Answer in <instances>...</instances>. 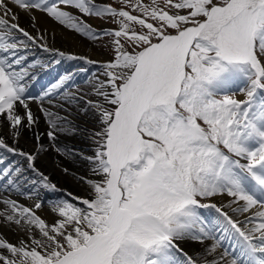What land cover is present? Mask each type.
Instances as JSON below:
<instances>
[{
	"label": "snow or ice",
	"instance_id": "6c2138e0",
	"mask_svg": "<svg viewBox=\"0 0 264 264\" xmlns=\"http://www.w3.org/2000/svg\"><path fill=\"white\" fill-rule=\"evenodd\" d=\"M10 4L108 37L107 58L49 46L55 34L21 27ZM121 4L0 0V217L28 236L0 238V264H264V0ZM65 60L95 71L53 74ZM69 135L91 154L61 144ZM49 147L87 160L95 177L91 198L54 203L51 224L37 214L39 189L59 190L37 166Z\"/></svg>",
	"mask_w": 264,
	"mask_h": 264
},
{
	"label": "bare ground",
	"instance_id": "6f19581e",
	"mask_svg": "<svg viewBox=\"0 0 264 264\" xmlns=\"http://www.w3.org/2000/svg\"><path fill=\"white\" fill-rule=\"evenodd\" d=\"M10 6L13 7V11L19 16L20 26L24 27L33 35L36 34L37 29H47L49 33H54V38L52 35H49L48 37V42L50 41L52 46L60 48L65 52H70L78 56H87L96 60L102 61L107 58L104 53H101L96 48L91 40L83 37L80 34H77L75 31L68 30L67 28L59 25L57 22L46 17L43 13L38 11L29 13L12 4H10ZM33 15L36 17V27H33L31 24V17ZM33 109L35 110V105H33ZM78 123L83 125V121L79 120ZM39 130L43 132L45 130V126L41 124ZM60 138H62L65 142H61L60 140L61 144L75 150L78 153H80L78 151L79 149L81 152L84 151L83 154L85 155H89L92 151L90 148V141L85 136L78 139H74L73 136L70 135L61 136ZM41 142L47 144V141L44 139H42ZM19 144L23 149L31 151L36 146V141L32 133L25 130L20 137ZM79 144L83 147H80ZM37 166L46 175L54 178L57 183H60L59 185L61 187L68 188L69 190L71 189L76 193L80 191L77 187H84L83 182L79 180V177H93L92 173L90 172V165L87 160L82 159L79 155L71 157L62 156L51 150L50 147L48 152L40 154V159ZM63 168H68V173L63 172ZM81 194L83 197L88 195L87 191L85 190H83ZM12 198L17 199L19 202L27 206H31L34 202L27 198H20L16 196H12ZM0 212L2 211L0 210ZM37 213L43 218H49V215L51 214L48 208H41L37 211ZM0 224L4 226V229L12 235H15V232L21 233L22 229L18 228L15 224H7L3 217H0ZM0 238L2 237L0 236ZM192 247L196 250L199 248L198 245H193ZM186 249L191 251L189 248Z\"/></svg>",
	"mask_w": 264,
	"mask_h": 264
},
{
	"label": "rangeland",
	"instance_id": "374dc122",
	"mask_svg": "<svg viewBox=\"0 0 264 264\" xmlns=\"http://www.w3.org/2000/svg\"><path fill=\"white\" fill-rule=\"evenodd\" d=\"M149 0H144V2H148ZM104 3H107V0L103 1ZM116 6L117 7H120L121 6V3L118 1L116 3ZM137 14V13H135ZM93 18V21L89 19L86 20L87 18L85 17V20L92 24L94 27H96L97 29H100L102 27H116V25L114 23H112L111 20H108L107 23L105 24L104 21H102L101 19H98V18H95V17H91ZM90 40V39H89ZM108 41H109V38L108 37H103V38H100L98 39L97 41H92L94 43V45L96 46V48L101 52V53H104L105 54V45L108 44ZM49 43V46H52L50 41L48 42ZM36 53L37 55H40V56H44L45 54L41 53L39 50H36ZM81 67H88L89 68V72H92V71H95V66H91V65H85V63L83 61H80V60H76V61H62V63L58 66H56L54 72L53 70H51V72H53V74H55L56 72H59V73H63L65 71H71V70H74V69H78V68H81ZM47 71H43L40 73L41 77L46 73ZM84 75L85 74H81L79 77H78V82L80 80H82L84 78ZM40 77V80L42 81V83H47V81L50 79V76L47 75V76H44L43 78ZM35 90H38V87L35 89ZM240 98H243L242 96ZM84 123L87 124V126H83L84 128H88V127H91V125L84 119H82ZM85 124V125H86ZM78 138H83L84 136L83 135H80L78 136ZM61 142H64V140L62 138H60ZM65 143V142H64ZM90 143V142H89ZM80 147H83L82 145L79 144ZM91 148V146H90ZM80 153H83L84 151H80V149L78 150ZM28 176H32V173H28L27 174ZM46 175V174H45ZM48 176V175H47ZM50 180L52 183H55L57 185V189H59L58 191H53V190H47V189H43V188H40L38 193H37V198L41 201H43V206L42 208H48L50 210V215H49V218H44L46 220V222H48L49 224H51L52 222H54L56 219H57V215L54 214L51 209L54 205L55 202L61 200V199H68V200H71V202L73 203H77V201L75 200H72V197H69L68 196V193H71L73 197H81V198H91V195H92V192H91V189H90V186L85 182V180H91V179H94L95 177L93 176L92 178H82V177H79V180H81L83 182V185L84 187L81 188V187H77L80 191L77 192L79 193V195L72 191L71 189L69 190L68 188H65V187H61L59 184L60 183H57V181L50 177ZM82 184V183H81ZM85 190L87 191L88 193V197H83L81 192ZM1 206L3 205H0V209H1ZM51 216V217H50ZM3 235V236H6V240H8L9 242H13V243H16L18 242L20 239H25L27 240L28 239V236L27 234L25 233V231L21 230V233H16L15 232V235H12L10 234L7 230L4 229V226H0V235ZM32 235L35 236V238H39V232H38V229H33L32 230Z\"/></svg>",
	"mask_w": 264,
	"mask_h": 264
}]
</instances>
